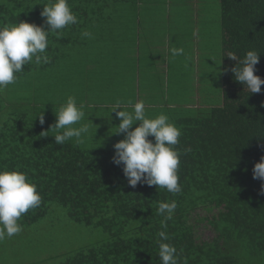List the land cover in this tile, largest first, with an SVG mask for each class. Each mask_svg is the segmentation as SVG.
<instances>
[{"label": "trees", "instance_id": "16d2710c", "mask_svg": "<svg viewBox=\"0 0 264 264\" xmlns=\"http://www.w3.org/2000/svg\"><path fill=\"white\" fill-rule=\"evenodd\" d=\"M138 1L69 0L79 22L63 29L61 38L50 34V63L24 66L16 82L29 86L27 76L33 78L36 72L38 77L60 60L63 63L67 51L89 44V38L82 37L84 31L99 33L97 49L105 52L111 44L106 42L109 39L104 24L113 18L112 12L120 10L116 4L132 2L131 14L137 19L141 9ZM219 1L220 35L215 43L221 49L220 92L215 95L211 89L206 91L211 80L204 79L209 75L205 70L200 74L202 89L209 95L200 101L202 106H189L195 100L191 94L183 104L185 108L171 107L169 118L182 131L175 147L191 149L181 155L182 190L175 195L144 183L131 187L123 165L113 163V146L118 142L112 137L116 128L109 130L115 120L113 115L109 117L113 107L95 105V110L107 114L91 120L98 124L96 129L105 131L103 138L91 125L83 143L72 138L57 145L50 126L56 121L58 104L41 102L37 92L32 95L33 104L16 102L22 101L23 95L9 96L3 91L0 96V170L19 167L26 171L42 197L39 207L22 215V227L38 223L57 203L67 208L72 221L102 228L109 236L97 247L69 255L62 264H161L158 232L164 217L158 209L161 202L173 200L177 206L173 218L167 221V233L168 242L177 248L180 264L185 259L187 264H264V181L253 178L255 164L264 157V85L260 93L251 94L234 79L230 69L236 61L227 57L231 52L242 59L247 51L257 50L261 55L256 74L264 79V0ZM46 3L48 0H0V25L27 21L46 26L41 16ZM199 29L204 38L200 44L214 51L211 21L202 22ZM112 38L121 41L117 36ZM137 44L134 40L133 45ZM208 56L206 62L211 61L212 54ZM185 59L179 57L183 62ZM42 112L43 125L38 116ZM91 121L86 118L79 124ZM45 131H49L47 136L42 134ZM106 133L109 141L104 140ZM202 207L218 211L205 218L215 236L199 242L191 218Z\"/></svg>", "mask_w": 264, "mask_h": 264}, {"label": "rangeland", "instance_id": "374dc122", "mask_svg": "<svg viewBox=\"0 0 264 264\" xmlns=\"http://www.w3.org/2000/svg\"><path fill=\"white\" fill-rule=\"evenodd\" d=\"M219 2V0H155L153 4L148 5L147 0H144L140 14L150 12L148 17H144L146 19L137 30L139 36L134 27V16L131 14L133 3L119 2L116 4V8H120V10L112 12L113 18L104 24L107 31L105 36H107L106 39H109L106 42L111 44V46H107L105 52L97 49L100 47L97 41L99 33L92 30L93 36L89 39V44H82L79 46L80 48L67 51V53H74L69 64L62 65L64 59L63 63L60 60L57 65L43 71L38 77L36 72L33 73V78L30 75L27 76L26 80L28 83L30 82L29 86H21L15 82L3 91L9 96L23 95L20 97L23 100L16 102L30 104L35 102L32 95H36L37 92L41 102L58 104V108L65 103L69 95H72L77 98L78 103L85 106V119L87 118L88 121L102 119L107 114L95 110L97 109L95 104L103 101H109L112 104L133 102L135 96L137 98L139 95L138 78L134 74L136 69L134 65L136 58L133 51L134 40L146 44L149 35L152 32H157V29H154V24L157 25L158 22L162 26V32L168 33L169 38H172L173 45L179 44L182 40L197 44L201 33L198 26L202 22L211 21V45H216L214 51L211 52L209 75H205L204 79L211 80L210 84L207 83L208 87L205 86L206 91L210 92L211 89V94L215 93L216 95L220 92L222 72L221 49L219 43H215L220 35ZM165 18L167 19L165 20ZM115 36L121 41H113L112 37ZM195 44L190 45V50L195 51ZM150 47L155 46L151 45ZM217 53L218 55H216ZM157 56L159 57L158 64L148 66L147 62L152 59L146 57L143 60L146 65H141V71L146 77L145 84H149L147 89L150 87L151 92H146L147 96L141 93L139 100L145 102L149 117L154 118L161 113L170 116L171 107L185 108L183 104L190 99L191 94L195 100H191L192 103L189 106H202L200 101L209 94L202 89L204 81L201 73H196L195 78L194 67L183 65L178 56L171 55L168 61L169 65L166 66L162 64L163 52H158ZM190 58H187L189 62L187 65L190 64ZM215 58L216 60H214ZM91 62L95 64H89ZM110 65L113 67L111 68ZM32 81L35 82L32 83L33 91L30 89ZM36 86L39 90L35 89ZM3 91H0V96ZM122 108L128 111L132 110V106ZM114 114V112L109 114L110 118L112 115L115 118L114 124H110L109 130L116 128L120 123V119L117 120ZM0 116H2L1 113ZM86 123L90 126L93 125L94 133L104 137L102 134L105 131L96 129L97 123L94 124L92 121ZM76 126L79 127V125ZM136 126L138 125H133V128ZM114 133L115 131L112 130L113 140L119 141L124 138L123 134ZM107 139L108 134L106 133L104 140L109 141ZM217 211L218 209L211 207H202L193 214L191 223L199 242L210 241L215 236V231L205 218L211 217ZM108 239V234L102 228L72 221L68 216L67 208L53 203L50 213L45 218L32 226L22 227L20 233L0 241V264H62L69 255L80 249L97 247Z\"/></svg>", "mask_w": 264, "mask_h": 264}, {"label": "clouds", "instance_id": "9594fccd", "mask_svg": "<svg viewBox=\"0 0 264 264\" xmlns=\"http://www.w3.org/2000/svg\"><path fill=\"white\" fill-rule=\"evenodd\" d=\"M41 16L45 18V25L41 26L27 21L0 25V91L14 84L29 64H48L51 57L48 55L50 34L62 37V30L67 26L77 24L78 17L73 12L69 0H48L44 4ZM90 31H84L82 37L92 38ZM173 56L183 55V48H173ZM261 53L249 50L239 59L235 53H228L227 57L236 61L230 71L234 79L243 84L251 94L261 92L264 79L256 74V65L260 61ZM117 109H122L116 111ZM116 112L120 123L114 134H123L124 138L114 144L113 163L123 165V173L131 187L144 183L148 186H157L166 189L172 194L181 192L179 168L181 155L191 149H178L182 131L170 120L166 114L149 117L145 102L137 101L132 110L128 111L117 104L111 111ZM56 121L50 126V131L56 134L55 143L63 145L66 141L76 138L83 143L89 133L90 124H79L85 119V106L77 102L75 96L69 95L59 111L55 112ZM43 125V112L38 115ZM93 123V122H92ZM79 124V127L75 125ZM133 125H138L133 128ZM49 131L42 134L47 136ZM153 137V139H149ZM253 178L264 181V157L253 168ZM264 189V185H262ZM261 194H264L262 191ZM42 202L41 193L37 184L29 177L26 171L19 167L13 170H0V241L11 238L22 231L19 223L22 215L30 209H35ZM175 200L161 202L159 214L164 217L161 222V231L158 232L159 252L161 264H180L177 248L168 242L167 221L171 220L176 208ZM187 264V260H184Z\"/></svg>", "mask_w": 264, "mask_h": 264}, {"label": "crops", "instance_id": "0c3cea01", "mask_svg": "<svg viewBox=\"0 0 264 264\" xmlns=\"http://www.w3.org/2000/svg\"><path fill=\"white\" fill-rule=\"evenodd\" d=\"M144 0H139L138 2H140V5H142ZM148 5H151L155 2V0H147ZM141 10V9H140ZM150 12V11H149ZM149 12L144 13V14H138V18L135 19V15L134 16V23H135V29H136V34H137V30H139V26L142 22H144V17H148L149 16ZM167 18H165L166 20ZM143 25V24H142ZM141 25V27H142ZM199 28V26H198ZM141 29V28H140ZM154 29H157V32H152L149 37H148V41L146 44H141V42H138L137 45H134L135 47H133V51L135 53L134 57L136 58L135 62L136 64H134L136 66V69L134 70V74L135 76L138 78V96L133 102H122V103H116V104H112L109 101L108 102H99L95 105L97 106H101V107H115L117 104H120L122 107H131L133 106L137 101H139V97L141 96V93H144V95H146V92H151L150 91V87L147 89V86L149 85L147 83V85L145 84L146 82V77L145 74L141 71V65L144 64L146 65V63L143 61L146 59V57L151 58L152 61L147 62L148 66H152L153 64H158L159 63V57L157 56V53H162L163 52V56L161 59L162 60V64L163 66L169 65L168 61L171 58L172 52L171 50L173 48H183L184 49V54L183 55H178V57L183 58H190V64L187 65L189 62L187 61L188 59H185L182 64L185 66H191L194 67V75L196 78V73H201V72H205V70H209V61L210 57L208 55L211 54L210 50L208 49V47L205 44H200L199 42H201L204 38L203 35H199V40L197 42V44L195 43H188L185 40H182L181 42L175 43V45H173L172 42V38H169V34H165L164 32H162V26L160 24L157 25L154 24ZM139 36V34H137ZM195 44V51L190 50V45ZM151 45L155 46V47H150ZM138 46V47H137ZM77 48H73L71 50H75ZM74 53H66L65 54V58H64V65H67L70 63L71 57H73ZM116 58V57H115ZM193 60V61H192ZM89 64H95L94 62H91ZM88 64V65H89ZM111 67H113V65H110ZM143 66V65H142ZM199 66V68H198ZM112 71V70H111ZM163 72V71H161ZM134 76V77H135ZM194 78V80H195ZM134 79V78H133ZM144 81V82H142ZM143 83V84H142ZM147 96V95H146ZM194 97V96H193ZM151 109V108H150Z\"/></svg>", "mask_w": 264, "mask_h": 264}]
</instances>
